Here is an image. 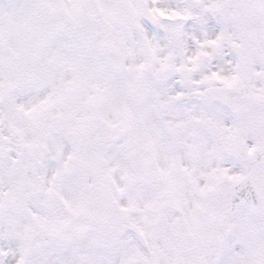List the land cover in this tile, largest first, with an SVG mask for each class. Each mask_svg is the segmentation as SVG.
<instances>
[{"label": "snow or ice", "instance_id": "snow-or-ice-1", "mask_svg": "<svg viewBox=\"0 0 264 264\" xmlns=\"http://www.w3.org/2000/svg\"><path fill=\"white\" fill-rule=\"evenodd\" d=\"M0 264H264V0H0Z\"/></svg>", "mask_w": 264, "mask_h": 264}]
</instances>
